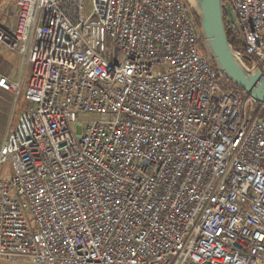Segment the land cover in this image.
<instances>
[{"label":"built area","instance_id":"1","mask_svg":"<svg viewBox=\"0 0 264 264\" xmlns=\"http://www.w3.org/2000/svg\"><path fill=\"white\" fill-rule=\"evenodd\" d=\"M264 78V0H228ZM15 0L0 258L264 264V104L224 87L186 0ZM204 42V41H203ZM71 114L93 115L72 127Z\"/></svg>","mask_w":264,"mask_h":264},{"label":"water","instance_id":"2","mask_svg":"<svg viewBox=\"0 0 264 264\" xmlns=\"http://www.w3.org/2000/svg\"><path fill=\"white\" fill-rule=\"evenodd\" d=\"M197 19L204 45L222 75L257 102L264 104V78L257 64L237 52L226 26L241 37L236 14L228 0H186Z\"/></svg>","mask_w":264,"mask_h":264},{"label":"crops","instance_id":"3","mask_svg":"<svg viewBox=\"0 0 264 264\" xmlns=\"http://www.w3.org/2000/svg\"><path fill=\"white\" fill-rule=\"evenodd\" d=\"M15 0H0V20L5 21L11 20L13 17V7ZM7 21V22H6ZM19 55L6 48L0 49V72L7 78L15 80L19 75ZM29 80L28 74L23 78L22 86L19 93L16 95L13 92L5 91L0 88V146L2 145L6 129L10 122V116H13V109H17V116L26 107L24 99V91ZM22 97V101L19 104V98ZM16 100V103H15ZM13 113V114H12ZM14 118L12 117L11 124H13Z\"/></svg>","mask_w":264,"mask_h":264},{"label":"rangeland","instance_id":"4","mask_svg":"<svg viewBox=\"0 0 264 264\" xmlns=\"http://www.w3.org/2000/svg\"><path fill=\"white\" fill-rule=\"evenodd\" d=\"M90 10H91L90 0H85V2H84V15L87 16L90 13ZM7 21L9 22V20H7ZM0 22H5V21L0 20ZM223 81L225 82V79H223ZM21 99H22V97L19 98L18 107L21 104L20 103V101H22ZM15 103H16V100H15ZM13 113H12L13 116H10L9 124H11V120L13 117L14 118L13 125H14L16 120H17V117H18L17 116V109L15 110V108H14ZM69 117H71V122L73 123V124H71L72 127L74 126V123H76L77 121L86 122L88 120L94 119L93 115H84V114H71V115H69ZM10 174H11V165L10 164H3L0 166V177L9 176ZM0 264H37V263L32 262L30 260H26V259L19 260V261H7V260L0 258Z\"/></svg>","mask_w":264,"mask_h":264},{"label":"trees","instance_id":"5","mask_svg":"<svg viewBox=\"0 0 264 264\" xmlns=\"http://www.w3.org/2000/svg\"><path fill=\"white\" fill-rule=\"evenodd\" d=\"M190 15H191V19H192L193 23L199 28L198 23H197V19H196L194 12L192 10L190 12ZM226 32H227L229 42L232 44V46L237 48V46H239L241 44V40L237 34L236 29L232 26H226ZM200 37H201V34H200ZM200 52L205 54L206 56H208L210 58L212 64L214 65L215 69L218 72L219 77L222 78V82H223L224 87H234V88L240 90L237 86H235L233 83H231L229 80H227L222 75V73L219 71L216 64L213 62L212 58L210 57V55H209V53H208V51L204 45V42L202 40L200 41ZM223 79H225V82L223 81Z\"/></svg>","mask_w":264,"mask_h":264}]
</instances>
